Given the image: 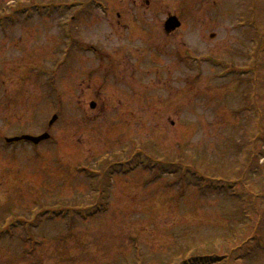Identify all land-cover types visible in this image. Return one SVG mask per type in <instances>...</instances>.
Listing matches in <instances>:
<instances>
[{
    "label": "rangeland",
    "instance_id": "rangeland-1",
    "mask_svg": "<svg viewBox=\"0 0 264 264\" xmlns=\"http://www.w3.org/2000/svg\"><path fill=\"white\" fill-rule=\"evenodd\" d=\"M43 2L0 30V264H264V0Z\"/></svg>",
    "mask_w": 264,
    "mask_h": 264
},
{
    "label": "flooded vegetation",
    "instance_id": "flooded-vegetation-1",
    "mask_svg": "<svg viewBox=\"0 0 264 264\" xmlns=\"http://www.w3.org/2000/svg\"><path fill=\"white\" fill-rule=\"evenodd\" d=\"M98 1H100V0H98ZM99 3H101V2H99ZM47 5H48V3L43 2V3L32 4L30 6H21V7H19L17 5V0H0V30L2 32H5V31H7L10 28L15 27L18 24V17H19V15L21 13H23V15H24L25 13L28 12V10H31V11L34 10V11H37V12L39 10H41L42 13L44 14L43 11L48 8ZM83 9H85L84 12H90V10L92 9V7L90 5H86ZM79 13H83V11H79ZM170 14L171 13H168V17H169ZM74 18H75V16H74ZM166 20H165V22H166ZM165 22H164V25H165ZM118 25L119 26L122 25L123 27H127V28L129 27V25H128L127 22H121V21H119L118 22ZM164 30H165V27H164ZM177 30H178V28H176L175 30H172L171 32H166V30H165V32L169 36H172V35H174L175 32H177ZM90 88H91V86H90ZM93 101L96 102L95 99H91V102H93ZM9 137H12V136H9ZM4 138H5V141H6V139L8 137H4ZM13 143L14 142H12L10 144H13ZM259 218L261 220L263 219V217H259Z\"/></svg>",
    "mask_w": 264,
    "mask_h": 264
},
{
    "label": "water",
    "instance_id": "water-1",
    "mask_svg": "<svg viewBox=\"0 0 264 264\" xmlns=\"http://www.w3.org/2000/svg\"><path fill=\"white\" fill-rule=\"evenodd\" d=\"M180 26H181V20L175 14H171L167 18V20L165 22V25H164L166 32H171L172 30H175L176 28H178ZM211 36H215V35L212 34ZM91 107L95 108L96 107V103L95 102H91ZM57 117H58L57 115H54L52 120H51V123L54 122L57 119ZM48 138H50V134L49 133H43L42 135H37V136L30 135V134H24L21 137L11 138V139H9V141H15V140L24 139V140L32 141V142L37 144L40 141L48 139Z\"/></svg>",
    "mask_w": 264,
    "mask_h": 264
}]
</instances>
